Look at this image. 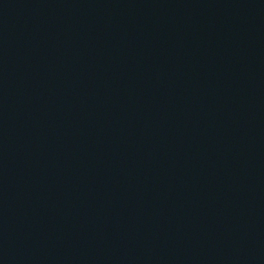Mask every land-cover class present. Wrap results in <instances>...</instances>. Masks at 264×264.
<instances>
[{
	"label": "water",
	"instance_id": "water-1",
	"mask_svg": "<svg viewBox=\"0 0 264 264\" xmlns=\"http://www.w3.org/2000/svg\"><path fill=\"white\" fill-rule=\"evenodd\" d=\"M194 264H264V232L235 243Z\"/></svg>",
	"mask_w": 264,
	"mask_h": 264
}]
</instances>
